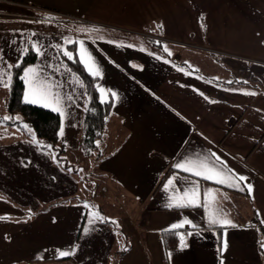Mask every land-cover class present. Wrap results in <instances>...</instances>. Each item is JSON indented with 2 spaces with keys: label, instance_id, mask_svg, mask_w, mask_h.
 <instances>
[{
  "label": "crops",
  "instance_id": "1",
  "mask_svg": "<svg viewBox=\"0 0 264 264\" xmlns=\"http://www.w3.org/2000/svg\"><path fill=\"white\" fill-rule=\"evenodd\" d=\"M0 1V21L12 24V34H26L28 25L55 24L60 15L67 18L64 24L98 29L77 30L74 41H84L101 66L97 85L118 96L96 147L105 150L98 155L99 173H94L100 182L87 184L92 169L81 171V163L70 167V174L67 165L57 167L40 213L28 219L25 210L33 205L21 198L15 203L20 211L0 219V262L264 264V0ZM40 38L47 44L43 69H51L49 64L62 60L49 59L57 56L51 47L55 38ZM145 38L151 40H139ZM23 42L29 46L27 38ZM19 43L11 42V48ZM38 61L39 56L30 66ZM51 74L62 84L61 94L75 98L58 143L63 152L75 146L83 157L75 154L73 161H83L96 150L88 154L83 148L85 87L70 83L67 71ZM22 142L27 146L20 160L34 156V163H42L48 156L40 146ZM213 152L227 168L247 177L251 191L243 184L240 190L182 171L179 181L165 189L177 174V162ZM189 181L199 183L201 202L204 191L212 189L216 207L236 227H210L203 207L169 209L176 184L183 190ZM0 209L8 206L0 204ZM90 211L107 222H96L85 235ZM184 219L196 227L171 229ZM167 231L183 235L186 247L179 242L168 247ZM65 242L70 246L60 247ZM77 245L74 255L58 257L57 249Z\"/></svg>",
  "mask_w": 264,
  "mask_h": 264
},
{
  "label": "snow or ice",
  "instance_id": "2",
  "mask_svg": "<svg viewBox=\"0 0 264 264\" xmlns=\"http://www.w3.org/2000/svg\"><path fill=\"white\" fill-rule=\"evenodd\" d=\"M203 19V17H201ZM80 32H96L99 31L96 28L85 29L80 28ZM35 33H32V36H35ZM102 38V37H101ZM111 42V41H109ZM78 43L79 48L75 50H71L68 46ZM28 44L32 51L41 58L46 56L45 47L41 44L39 40H29ZM131 47L132 45H128ZM57 52V56L51 57L49 59H56L59 56L67 58L68 61L79 62L83 65L85 70L88 74L93 77V79L102 77V68L101 66L95 61L94 56L91 52L84 46V41H73L69 37H65L63 39L62 44H56L51 46ZM29 47L26 46L21 50L22 54H27L29 52ZM143 50V48H141ZM165 52H168L167 47L164 48ZM171 55V53H169ZM79 57V60H76V57ZM20 66V61H17L16 67ZM49 68L52 69V72L57 74H61L62 70L67 71L70 76H72V80L69 81L70 83H75L79 85L80 88L85 87V82L81 79L76 78V75L72 72V69L61 60L60 64L58 65H48ZM13 65L8 63L4 60L3 56L0 55V86L10 89L12 83V75L11 69ZM23 82L26 85V89L23 93V102L26 104H42L45 108H51L52 111L59 114L62 118L61 120V127L59 128V135L63 136L64 134V127L63 121L64 119L70 115L68 109L69 107L75 103V98L72 95H68L66 98L61 94V91L58 89L62 88V84L57 83L54 81L51 72L45 75L43 71L42 65H35V66H27L23 68V75L21 77ZM228 83H232L229 81ZM247 83V81H245ZM98 93L101 94V103H111L115 99L118 98L117 93L110 89H105L100 85H97ZM250 95H254L255 93H246ZM87 93H83V97L87 98ZM104 95H108L109 99L105 100ZM214 102V101H213ZM78 106V105H77ZM88 108L85 106V111ZM8 123H12L16 126L18 131H26L32 137V142L37 143L39 145V141L37 137L33 133V129L27 123H21L19 118H13L11 116H5L0 118V125H5ZM97 147H99V141L95 142ZM43 147V146H41ZM48 148H52L51 145L47 146ZM54 151V149H53ZM55 158V157H53ZM174 168L177 170V174L174 175L172 178H169L164 185L165 189H168L169 186L174 185V181H179L178 173L180 171L187 173L189 175H194L201 179L207 181H213L220 185H225L227 187H236L240 190H244L241 187V184L247 187L249 191H251V185L247 181V177L242 174L235 173L234 170L227 168L225 162L218 156L216 153H210V155H200L197 154L195 157H185L181 161L177 162L174 165ZM68 171H73L72 169H68ZM82 171V170H81ZM187 179V177L185 178ZM169 209L173 208H189V207H203L205 212L207 213V221L210 227L212 226H231L236 227L235 224L230 219H227L223 211L216 207V197L213 195L212 189H206L204 191V199L203 202L200 200V188L199 183H191L189 181V187L184 188L181 190L179 185L173 189V194L169 196V203L166 205ZM84 207L91 208L90 205L85 203ZM29 218H31V210H29ZM96 222L106 223L107 221L103 216H101L98 212L90 211L88 214V224L89 228H85L84 234L87 235L90 230H94L92 226L95 225ZM185 225H191L192 227H196L192 224L191 221L188 219H184L180 223H174L170 227L171 229H180ZM179 235V243L180 247H186L184 243V236L179 233H174ZM193 233L189 232L188 235L191 236ZM7 239V237H6ZM228 247L227 242H224L223 248L226 250ZM264 247V245H262ZM76 250V246H73L69 249H57L56 252L58 257L66 258L71 255H74ZM127 250L126 248L124 249ZM223 264V262H221Z\"/></svg>",
  "mask_w": 264,
  "mask_h": 264
},
{
  "label": "rangeland",
  "instance_id": "3",
  "mask_svg": "<svg viewBox=\"0 0 264 264\" xmlns=\"http://www.w3.org/2000/svg\"><path fill=\"white\" fill-rule=\"evenodd\" d=\"M1 16H4V14L0 13V17ZM64 17L65 16L62 17V15H60V17H57L59 22L55 24L28 25L26 27L27 31L25 30L24 32L26 34L9 33V30L12 28V24L10 26V24L0 21V55H2L4 60H6L8 63L14 65L17 63V61L20 60V58L22 57L21 55H23L21 53V50L24 48L23 41L25 38L28 39V42L30 39L39 40L44 46H47V44L43 43V39L40 38L41 35L53 36L55 38V45L62 44L63 39L65 37H69L74 41L78 35L77 30L79 31L80 28L74 25L72 26L68 23L64 24L63 21L67 20V18ZM32 33H35L36 35L32 36ZM17 39L20 41L21 44H16V48H11L10 43L16 42ZM139 40L143 41L151 39L145 38ZM148 43L151 44L149 41ZM151 48L154 47L151 46ZM45 57H39L37 65L43 66ZM43 71L44 73H55L52 72L51 69H43ZM8 93V88L0 86V118H3L5 116H11L13 118L18 117L19 120L23 122L24 117L21 113L17 112L13 114L8 110ZM37 139L39 141V145L37 143L32 142V137L29 134L23 131H18L15 125H11L9 123L5 125H0V204L8 206V209H0V219L6 216L12 217L14 215V213L11 212L12 210L20 211L16 207L17 205H15V203H18L21 198L23 199L22 201L26 200L33 205L27 210H25L28 213L29 210H31V218H29V214L26 215L28 216V219H32L35 216L36 211L40 213L39 209L46 206L43 204L40 205V202H45V196L48 188L53 187L51 175H53V171L57 167L61 170H64L65 165L70 168L74 165H77L78 163H81L84 167L82 168V171L92 169V176L90 178L87 177V184L91 182L92 186L94 187L95 183H98L101 180L99 176L95 175L94 173H99L98 168L100 167V164L98 161V155L100 152L104 153V149H96L92 154L85 156V159L83 161L74 162L73 158L75 154H77V156L83 157V155L79 154L80 150H76L75 146H73L72 148L70 146H66V149L63 152L60 143H57L55 148H45L43 150V152L46 153L48 156L45 157L42 163H34V156L31 161L20 160V156L18 155H21L23 153L22 149L27 146V144L22 141L26 140L32 145L40 146L42 144V141L38 137ZM78 148L80 147L78 146ZM64 157L69 160L62 159ZM49 163L50 165H48ZM51 165H54V167H52ZM66 171L70 174V171ZM58 185H60L62 191L67 189V187L64 188L61 183H55V186ZM34 200H36L37 203L33 204V202H35ZM66 212H68V210H66ZM44 218L47 219L46 216H44ZM35 226L36 222L33 219L32 230L35 229ZM65 245L68 246L69 243H61L60 247H63ZM79 249L80 245H77L75 252H77ZM12 259L8 260V262L5 263L0 262V264H14L12 262ZM33 264H71V262L60 261Z\"/></svg>",
  "mask_w": 264,
  "mask_h": 264
},
{
  "label": "trees",
  "instance_id": "4",
  "mask_svg": "<svg viewBox=\"0 0 264 264\" xmlns=\"http://www.w3.org/2000/svg\"><path fill=\"white\" fill-rule=\"evenodd\" d=\"M29 52L24 54L20 61V66L16 67V64L12 68V83L8 99V110L11 113H21L24 117V121L21 123H27L32 129L35 136L41 141L43 146L41 148H48V145L56 147L59 141V128L61 127V117L58 113L52 111L50 108H45L38 104H26L23 102V93L25 91V83L21 79L23 75V68L30 66L37 60V55L31 50L30 45ZM71 50L77 49V44L74 43L68 46ZM62 60L72 72L78 75L81 80L85 82V90L87 95L86 106L87 111L84 110L83 116V148L86 153H92L97 145L96 141L102 138L105 125L108 116L113 109V102L101 103V98L97 90L98 78L93 79L85 70L83 65L79 62L68 61L67 58L62 57ZM79 60V57H76ZM14 125L12 123H9ZM26 132V131H23ZM27 133V132H26ZM176 231L164 232L165 243L168 247H173L179 242V235Z\"/></svg>",
  "mask_w": 264,
  "mask_h": 264
}]
</instances>
